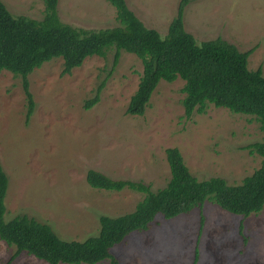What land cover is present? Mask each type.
Returning a JSON list of instances; mask_svg holds the SVG:
<instances>
[{
	"label": "rangeland",
	"instance_id": "rangeland-1",
	"mask_svg": "<svg viewBox=\"0 0 264 264\" xmlns=\"http://www.w3.org/2000/svg\"><path fill=\"white\" fill-rule=\"evenodd\" d=\"M125 1L162 36L181 2ZM3 2L14 15L43 18V0ZM58 12L62 22L79 28L119 24L107 0H60ZM183 23L198 43L222 38L242 52L253 50L249 69L261 68L264 74V0H190ZM114 55L87 58L70 75H62V58L36 69L28 76L35 103L29 119L22 77L0 72V163L9 177L6 220L26 214L50 224L61 238L84 241L99 233L100 216L130 213L144 197L131 189H93L86 181L88 170L143 182L156 191L171 176L168 148H178L200 180L222 177L236 184L261 166L262 158L247 146L264 141L263 124L214 106L187 118L181 78L161 81L145 114L129 115L143 64L122 52L115 66ZM101 83L99 102L86 109ZM196 249V264H264V209L245 218L206 202L173 219L158 216L149 230L130 234L111 252L121 264H194ZM15 251L0 240V264ZM12 264L48 263L22 253Z\"/></svg>",
	"mask_w": 264,
	"mask_h": 264
},
{
	"label": "trees",
	"instance_id": "trees-1",
	"mask_svg": "<svg viewBox=\"0 0 264 264\" xmlns=\"http://www.w3.org/2000/svg\"><path fill=\"white\" fill-rule=\"evenodd\" d=\"M59 1L43 0L44 15L38 20L12 14L0 0V72L9 71L22 77L28 102L27 119L35 108L28 76L36 69L62 58V75H70L87 58L106 57L114 51L115 66L122 52L137 56L143 64L138 89L127 108L129 115L145 114L161 81L181 78L185 82L182 105L187 118L206 114L214 106L252 116L264 129V74L261 68L249 69L253 50L242 52L222 38L198 43L183 23L190 0H181L178 14L165 36L147 27L125 0H107L116 9L119 24L98 30L62 22ZM103 88L101 83L96 96L85 104L86 109L99 102ZM247 148L262 158L261 166L236 184H229L222 177L200 180L191 173L178 148L166 150L171 176L167 185L156 191L143 182L115 180L100 171L88 170L86 181L93 189L112 192L131 189L144 197L130 213L100 216L99 233L84 241L61 238L50 224L26 214L6 220L9 177L0 163V240L16 247L7 264H12L22 253L48 264H98L105 260L109 264H121L112 248L134 232L149 230L158 216L173 219L196 208L202 209L206 202L245 218L259 214L264 209V141ZM198 257L196 249L194 264Z\"/></svg>",
	"mask_w": 264,
	"mask_h": 264
}]
</instances>
